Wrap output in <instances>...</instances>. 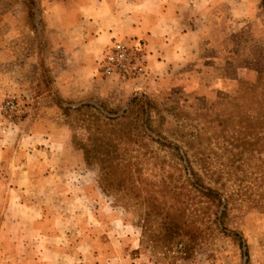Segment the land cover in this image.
I'll return each mask as SVG.
<instances>
[{
	"label": "rangeland",
	"instance_id": "obj_1",
	"mask_svg": "<svg viewBox=\"0 0 264 264\" xmlns=\"http://www.w3.org/2000/svg\"><path fill=\"white\" fill-rule=\"evenodd\" d=\"M77 1L0 0V264H264V0L175 72L114 37L135 78L71 59Z\"/></svg>",
	"mask_w": 264,
	"mask_h": 264
},
{
	"label": "crops",
	"instance_id": "obj_2",
	"mask_svg": "<svg viewBox=\"0 0 264 264\" xmlns=\"http://www.w3.org/2000/svg\"><path fill=\"white\" fill-rule=\"evenodd\" d=\"M248 1L235 0L232 6L231 0H78L72 21L61 30L71 39L81 30L77 43L70 45L72 60L81 51L93 62L114 37L132 36L142 43L152 69L168 67L175 72L184 65L183 51L202 45L210 52L212 40L206 28L218 24L226 11L244 8L250 14ZM170 55L179 61L169 60Z\"/></svg>",
	"mask_w": 264,
	"mask_h": 264
},
{
	"label": "built area",
	"instance_id": "obj_3",
	"mask_svg": "<svg viewBox=\"0 0 264 264\" xmlns=\"http://www.w3.org/2000/svg\"><path fill=\"white\" fill-rule=\"evenodd\" d=\"M137 47L130 49L125 43L115 42L105 52L100 65L103 76L135 78L145 72V66Z\"/></svg>",
	"mask_w": 264,
	"mask_h": 264
},
{
	"label": "trees",
	"instance_id": "obj_4",
	"mask_svg": "<svg viewBox=\"0 0 264 264\" xmlns=\"http://www.w3.org/2000/svg\"><path fill=\"white\" fill-rule=\"evenodd\" d=\"M253 90H254V89H250V88H249V90H248V91H246V93H249V92H254ZM263 95H264V92H263ZM263 105H264V99H263ZM84 151H85V153H86V156H88V154H89V152H90V151H89V150H87V149H84ZM108 170H110V171H111V170H113V168H112V167H109V168H108Z\"/></svg>",
	"mask_w": 264,
	"mask_h": 264
}]
</instances>
